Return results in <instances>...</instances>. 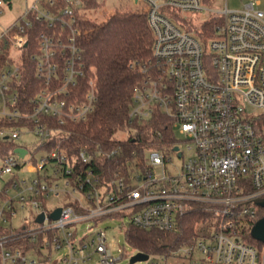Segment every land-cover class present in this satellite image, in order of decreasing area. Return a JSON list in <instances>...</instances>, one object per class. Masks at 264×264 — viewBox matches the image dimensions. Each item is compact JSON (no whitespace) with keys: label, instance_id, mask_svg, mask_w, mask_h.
<instances>
[{"label":"built area","instance_id":"2783aa9c","mask_svg":"<svg viewBox=\"0 0 264 264\" xmlns=\"http://www.w3.org/2000/svg\"><path fill=\"white\" fill-rule=\"evenodd\" d=\"M11 2L0 0V14ZM136 2L152 33V62L140 68L128 119L168 117L183 138L174 134L170 148L128 153L115 144L71 157L57 146L39 150L94 108L96 75L78 45L86 8L81 0H34L0 28V143L16 145L0 155V180L8 176L0 187V264H88L94 256L114 264L122 254L114 257L100 221L124 217V232L167 234L193 212L205 213L208 231L170 254L148 255L145 264L264 263V246L250 236L264 199V11L258 0L240 10H216L205 0ZM39 24L44 30L30 44L28 31ZM26 50L38 83L30 112L18 107ZM22 137L32 152L17 144ZM183 144L191 155L174 163L166 152L181 159ZM16 149L26 152L20 157ZM37 150L45 152L39 161ZM24 170L33 177H21ZM55 201L61 205L47 211ZM19 209L33 225L5 229Z\"/></svg>","mask_w":264,"mask_h":264},{"label":"trees","instance_id":"16d2710c","mask_svg":"<svg viewBox=\"0 0 264 264\" xmlns=\"http://www.w3.org/2000/svg\"><path fill=\"white\" fill-rule=\"evenodd\" d=\"M81 1L86 9L98 5L95 0ZM79 28L81 35L78 45L82 61L96 75L94 108L86 121L62 127L63 137L58 142L52 140L39 147V150L57 146L71 157L84 149L108 150L115 144L121 145L128 153L134 150L140 152L143 148H170L174 142V132L168 117L155 113L145 123L130 122L128 119L132 95L141 79L140 68L152 62L153 37L145 13L137 9L116 10L106 15L100 23L81 22ZM42 30L44 26L39 24L28 31L30 44L34 33ZM30 52L26 50L22 56L26 70L18 86V107L24 106L26 112L31 111L29 98L38 90L33 65L29 60ZM5 58L1 57L0 60ZM122 134L125 138L120 136ZM15 147L14 143H0V155H8ZM106 164L107 168L112 167V163ZM205 218V213L193 212L182 219L176 231L167 234L128 226L124 232L125 239L135 253L150 256L170 254L189 242L199 228L205 226ZM24 243L31 244L27 241ZM255 243L264 246L260 242Z\"/></svg>","mask_w":264,"mask_h":264},{"label":"rangeland","instance_id":"374dc122","mask_svg":"<svg viewBox=\"0 0 264 264\" xmlns=\"http://www.w3.org/2000/svg\"><path fill=\"white\" fill-rule=\"evenodd\" d=\"M98 4L97 7L92 9H84V14L87 19H89V22L92 23H100L105 19L106 15H110L113 12L117 11H124V10H139L141 4H136L134 0H95ZM206 5L208 7H211L216 10H220L224 8V5L226 4V7L228 10H240L243 8V5L245 4V1L247 0H205ZM259 1V9L261 11H264V0H258ZM34 3V0H12L10 7L3 8V13L0 14V28H6L12 23H14L18 17L23 13L26 7L30 6ZM13 57H16V54H13ZM174 134H176L177 139H183L181 135L178 133V130L175 129ZM121 137H124V134L120 135ZM26 137H22L19 141H17V144L28 147V150L30 152L33 151L34 145H27L26 142H24ZM31 139V138H30ZM28 139V140H30ZM181 149L183 151V156L181 159H178L176 154L172 153L170 149L166 152V156L171 157L174 163L180 164L182 161H184L189 155H191V151L187 149V145L183 144L181 146ZM45 155L44 151H36L34 153V157L37 161H39L43 156ZM170 168H173L171 164H168ZM0 166H1V160H0ZM21 177H24L26 179L32 178L34 173L29 172L27 170H24L21 174H19ZM8 179V176H3V180H0V187L3 185L4 181ZM60 206V201H55L51 205H46V210L48 211L52 206ZM258 215L259 217L264 216V208H258ZM31 221V216L27 209H19L15 215L9 219V222L6 224L5 229L7 230H13L24 223L26 225L30 224L33 225ZM127 223V219L124 217H120L117 219H108V220H102L100 221V228L105 232L106 234V243L108 247L111 249L114 257H118L122 254V258L115 262L114 264H131L129 263V256L135 251L129 246V244L126 242L125 234H124V224ZM86 224H81V228L84 229ZM208 231V228L206 226L199 228L198 233L199 234H205V232ZM62 253V252H61ZM54 254L53 257L58 259V256L61 254ZM178 255V254H177ZM88 264H100L98 263L97 257L94 256L92 260ZM132 264H145V262H135ZM170 264H187L185 260L183 261H172ZM264 264V263H262Z\"/></svg>","mask_w":264,"mask_h":264},{"label":"water","instance_id":"95a60500","mask_svg":"<svg viewBox=\"0 0 264 264\" xmlns=\"http://www.w3.org/2000/svg\"><path fill=\"white\" fill-rule=\"evenodd\" d=\"M137 1V0H134ZM27 43L24 44L26 46ZM173 150H177V147H174ZM20 157H22L25 154L24 149H16L15 150ZM177 156L179 157L180 154L178 153ZM257 205L261 208H264V199L258 200ZM60 209H56L53 213L50 214L49 218L52 220H55L58 218ZM43 219L42 214L38 216L37 221L41 222ZM250 236L253 240L260 242L264 244V216L260 217L252 226L250 230ZM148 259V255L144 254L142 252H136L134 255H132L129 258V263H135V262H144Z\"/></svg>","mask_w":264,"mask_h":264},{"label":"crops","instance_id":"0c3cea01","mask_svg":"<svg viewBox=\"0 0 264 264\" xmlns=\"http://www.w3.org/2000/svg\"><path fill=\"white\" fill-rule=\"evenodd\" d=\"M136 4H137V2L136 1H134ZM246 2V1H245Z\"/></svg>","mask_w":264,"mask_h":264}]
</instances>
